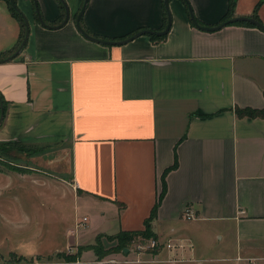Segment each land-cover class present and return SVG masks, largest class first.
<instances>
[{"label": "crops", "instance_id": "obj_1", "mask_svg": "<svg viewBox=\"0 0 264 264\" xmlns=\"http://www.w3.org/2000/svg\"><path fill=\"white\" fill-rule=\"evenodd\" d=\"M64 1L69 20L48 28L32 0H16L29 35L17 56L0 62V145L23 155L11 159L20 179L57 202L73 200L63 241L88 246L97 236L142 230L168 169L150 223L160 243L150 254L167 258L153 264L263 263L264 117L236 110L264 107V30L239 23L200 30L183 0H169L164 39L105 45L75 27L83 0ZM188 1L203 25L218 24L229 7V0ZM37 3L47 24L61 23L58 0ZM253 15L264 24V0H235L231 17ZM80 24L107 39L160 30L163 0H87ZM20 35V22L0 0V60ZM80 198L90 223L79 220ZM186 206L193 219L182 217ZM79 228L94 242L76 240Z\"/></svg>", "mask_w": 264, "mask_h": 264}, {"label": "rangeland", "instance_id": "obj_2", "mask_svg": "<svg viewBox=\"0 0 264 264\" xmlns=\"http://www.w3.org/2000/svg\"><path fill=\"white\" fill-rule=\"evenodd\" d=\"M169 12L172 16L170 7ZM20 153L17 150L0 146V264H153L154 261L166 260L167 253L164 251L156 255L148 252L150 249L148 240L137 239L125 247L127 249L125 253L116 247L119 244L113 235L102 236L98 240L99 243L94 244L101 245L104 250L114 247L115 252L99 259L95 255L89 258L88 255L81 257L82 253L88 250L86 246H77L73 245L74 243L68 244L67 241H63L65 230L72 226L75 211L73 200L67 198L57 202L44 195L46 192L42 191L41 185L29 184V181L24 178L20 179L24 173L11 169V163H15L11 159L23 157ZM28 172L36 173L34 170ZM31 174H29L31 177H35ZM77 201L79 220L82 215H85L89 217L87 223H90L91 217L88 214L89 210L84 207L83 198ZM78 232L80 235L76 232V240L94 242L95 237L88 234V230L79 228ZM209 241H213L212 237ZM214 241L221 243L218 238ZM78 247H84L83 251L79 252ZM227 251L226 249L221 250L225 254ZM231 252L229 250L228 253ZM210 254L211 251L208 255ZM204 264L242 263L234 260H216ZM253 264H264V262L256 261Z\"/></svg>", "mask_w": 264, "mask_h": 264}, {"label": "water", "instance_id": "obj_3", "mask_svg": "<svg viewBox=\"0 0 264 264\" xmlns=\"http://www.w3.org/2000/svg\"><path fill=\"white\" fill-rule=\"evenodd\" d=\"M58 1L63 6L64 17H63L61 23H59L57 25H49L43 20V18L40 15L37 0H32L38 21L43 26L48 27V28H59V27L63 26L69 20V9H68L65 1L64 0H58ZM183 1L187 5L189 18H190L193 26L196 27L197 29L204 30V31H215V30H219L222 27L229 25V24L238 23V22H246V23H250V24L264 30V24L262 22H260L259 20L251 17V16H235V17H230V18H228V19H226V20H224V21H222L216 25H203V24L199 23V21L195 17L193 10L189 4V1L188 0H183ZM9 2H10V5L17 12H19L22 15L23 21H24V26H25V31H24V36H23L19 46L17 47V49L11 55L1 59L0 62L1 61H9L12 58H14L15 56H17L20 53V51L23 49V47L27 41L28 35H29V23H28L27 18L17 7L16 0H9ZM86 4H87V0H83L82 6H81L78 14L75 17V27H76L77 31L82 36H84L86 39L91 40V41L96 42V43L105 44V45H123V44H126V43L130 42L131 40H133V39H135L141 35H149V34H154L157 36L165 35L168 33V31L171 27L172 19H171V14L169 12V0H163L164 9L166 11V23L162 29H160V30H154V29H148V28L139 29V30H137V31L131 33L130 35H128L124 38H121V39H107V38L97 37V36L91 35L88 32H86L80 24V19H81L82 14L85 10ZM2 119H3V112L1 109V111H0V124L2 122ZM123 251L126 253L127 249L124 248Z\"/></svg>", "mask_w": 264, "mask_h": 264}, {"label": "trees", "instance_id": "obj_4", "mask_svg": "<svg viewBox=\"0 0 264 264\" xmlns=\"http://www.w3.org/2000/svg\"><path fill=\"white\" fill-rule=\"evenodd\" d=\"M5 1L8 3L9 9H10L11 13L13 14V16L21 24V35L19 38V42L17 43L16 47L14 48V50H15L18 47V45L20 44V42L24 36V31H25L24 21H23L22 15L19 12H17L10 5L9 0H5ZM185 5H186V3H185ZM234 5H235V0H229L228 11H227L226 15L222 17L220 22H222V21H224V20H226L232 16ZM61 7L63 8L62 5H61ZM186 7H187V5H186ZM252 17L259 20L258 17L255 15H253ZM189 20H190V18H189ZM164 22L166 23V11H165V9H164ZM190 23H191V25H193L191 20H190ZM199 23L203 24L201 21H199ZM238 23L248 25V26H254V25H252L250 23H246V22H238ZM87 32L91 35H94V34L90 33L89 31H87ZM94 36H96V35H94ZM148 36L151 38L152 41H160V40L164 39L166 34L162 35V36L149 34ZM2 56L3 55L0 54V57H2ZM1 109H2V112L4 113L5 105H4V101H3L2 97L0 96V111H1ZM236 111H237V114L240 116H251V117L263 116L264 117V107L262 109L243 108V109H237ZM0 146H3V145L1 144ZM175 166H176V162L171 167H169V169L172 167H175ZM167 171H168V169H166L163 172V174L161 175V190L157 194V199H156L153 207L151 208L149 217H147L145 219L144 228L142 230H139V231H121V232L117 233L116 235H113V238L118 240L119 245L116 246L118 249L123 250L125 247H128L129 244L133 243L137 239H141V240L157 239L156 234H154V232L151 230V224L150 223L155 218L159 203L161 202V200L165 194V191H166V184H165V178L164 177H165V172H167ZM99 239H100V236H97L95 242L97 243ZM101 247H102L101 245L97 246V244H92V245L86 246V249H91L94 252L97 259L102 258L106 254L115 252V249H116V248L114 249V247H113L112 249L104 250ZM83 248L84 247H78L79 252H82ZM156 251H157L156 248L148 249V252L152 253V254H155Z\"/></svg>", "mask_w": 264, "mask_h": 264}, {"label": "built area", "instance_id": "obj_5", "mask_svg": "<svg viewBox=\"0 0 264 264\" xmlns=\"http://www.w3.org/2000/svg\"><path fill=\"white\" fill-rule=\"evenodd\" d=\"M182 217L186 220L193 219L194 218L193 210L189 206H186L182 212ZM83 220H85V218ZM148 242L150 248H156L160 244L159 241H157L156 239H150L148 240ZM166 246L170 247V244H166Z\"/></svg>", "mask_w": 264, "mask_h": 264}]
</instances>
